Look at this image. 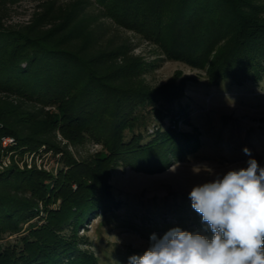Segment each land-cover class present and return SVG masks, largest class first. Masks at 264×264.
<instances>
[{"label": "trees", "instance_id": "16d2710c", "mask_svg": "<svg viewBox=\"0 0 264 264\" xmlns=\"http://www.w3.org/2000/svg\"><path fill=\"white\" fill-rule=\"evenodd\" d=\"M21 1L0 0V149L12 137L5 151L50 153L60 168L0 170V264H95L79 229L121 206L116 165L164 172L199 144L197 130L178 129L189 118L186 79L150 85L106 20L167 59L210 62L215 85L242 86L264 79V0H37L27 22L9 23ZM89 141L103 150H70Z\"/></svg>", "mask_w": 264, "mask_h": 264}, {"label": "rangeland", "instance_id": "374dc122", "mask_svg": "<svg viewBox=\"0 0 264 264\" xmlns=\"http://www.w3.org/2000/svg\"><path fill=\"white\" fill-rule=\"evenodd\" d=\"M36 5L37 0H22L11 11L8 22H27ZM106 23L111 34L128 40L133 54L141 56L147 66L143 75L150 85L186 79L185 97L180 103L188 104L189 118L178 122V129L190 133L197 130L199 141L197 148L172 162L164 172L139 171L122 164L113 170L110 184L121 206L106 215L98 212L88 219L79 229V235L85 236L87 242L80 245V249L94 254L95 264H127L130 256L140 255L147 249L153 233L159 237L179 227L211 238L209 226L191 206L189 193L192 188L231 168L247 167L249 158L256 159L264 167V79L242 86L230 82L215 85L208 74L210 62L198 68L167 59L158 46L134 32L111 26L109 19ZM170 123L168 117L161 125L165 129ZM155 129L152 126L149 133ZM244 148L250 150V157L244 153ZM5 150L0 149L1 171L12 165L23 170L36 164L39 169L55 174L60 168L59 156L50 153L40 157L27 152L21 156ZM70 150L87 156L103 147L96 141H89L83 146H71Z\"/></svg>", "mask_w": 264, "mask_h": 264}, {"label": "clouds", "instance_id": "9594fccd", "mask_svg": "<svg viewBox=\"0 0 264 264\" xmlns=\"http://www.w3.org/2000/svg\"><path fill=\"white\" fill-rule=\"evenodd\" d=\"M246 163L189 193L211 238L179 227L159 237L153 233L147 249L127 264H264V167L254 158Z\"/></svg>", "mask_w": 264, "mask_h": 264}, {"label": "built area", "instance_id": "2783aa9c", "mask_svg": "<svg viewBox=\"0 0 264 264\" xmlns=\"http://www.w3.org/2000/svg\"><path fill=\"white\" fill-rule=\"evenodd\" d=\"M14 144V139L12 137H3L1 141V146L3 149Z\"/></svg>", "mask_w": 264, "mask_h": 264}]
</instances>
